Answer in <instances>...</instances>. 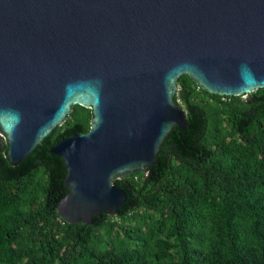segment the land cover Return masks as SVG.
Here are the masks:
<instances>
[{
    "label": "water",
    "instance_id": "obj_1",
    "mask_svg": "<svg viewBox=\"0 0 264 264\" xmlns=\"http://www.w3.org/2000/svg\"><path fill=\"white\" fill-rule=\"evenodd\" d=\"M188 74L219 95L264 87V0H0V135L17 165L79 104L91 128L59 140L58 212L69 223L115 215L116 179L148 173L174 127Z\"/></svg>",
    "mask_w": 264,
    "mask_h": 264
},
{
    "label": "trees",
    "instance_id": "obj_2",
    "mask_svg": "<svg viewBox=\"0 0 264 264\" xmlns=\"http://www.w3.org/2000/svg\"><path fill=\"white\" fill-rule=\"evenodd\" d=\"M174 127L148 173L116 179L127 197L115 215L69 223L59 140L87 133L92 109L76 104L25 159L12 165L0 135V264H264V87L219 95L188 74Z\"/></svg>",
    "mask_w": 264,
    "mask_h": 264
}]
</instances>
